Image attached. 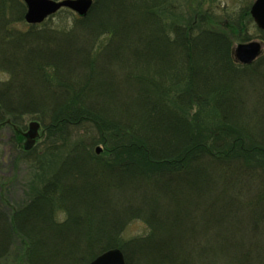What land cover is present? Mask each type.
<instances>
[{"label": "trees", "instance_id": "1", "mask_svg": "<svg viewBox=\"0 0 264 264\" xmlns=\"http://www.w3.org/2000/svg\"><path fill=\"white\" fill-rule=\"evenodd\" d=\"M181 1L93 0L22 29L25 4L0 0V125L34 115L65 151L27 204L0 206V264L110 248L127 264H264V51L238 62L204 0ZM132 220L147 230L123 239Z\"/></svg>", "mask_w": 264, "mask_h": 264}, {"label": "rangeland", "instance_id": "2", "mask_svg": "<svg viewBox=\"0 0 264 264\" xmlns=\"http://www.w3.org/2000/svg\"><path fill=\"white\" fill-rule=\"evenodd\" d=\"M173 1L176 3L183 2L181 0ZM253 1L204 0L202 6L197 11L206 16L208 26L228 34L234 48L236 44L241 42L262 41L259 37L258 28L249 14ZM68 10L67 8H61L43 21L51 18L53 25L64 24L71 20L73 16ZM184 17H186L185 13ZM25 25H28V23L16 24L18 28L22 29L27 28ZM102 38L104 37L100 39ZM263 51L264 42L262 44ZM6 77V74L0 72V79ZM35 118L34 115L24 114L17 117L15 122L11 123L9 119L5 118L3 120L5 122L0 125V197L5 200L0 205L2 209L9 206L16 208L27 204L37 194V190L42 187L43 183L49 180L57 171L64 158L65 151L60 146L58 147V144L53 146L54 144L49 143L46 131L40 125L36 141L33 145L35 146L33 153L29 156L23 155L19 143L20 140H18L13 129H16L15 126H17L20 129L19 135L22 136L21 132L27 131L28 123L32 120L37 121ZM207 119L212 121L210 117ZM208 124V121H204L203 118L197 125L202 129L205 125L208 126ZM85 147L96 155L104 154L103 145L100 143H87ZM96 147L100 148L98 152L96 151ZM53 211L57 220L61 221L64 219L65 215L61 208L58 207V204L55 203ZM146 230V225L141 220H132L125 225L122 238L128 239L131 236L142 234Z\"/></svg>", "mask_w": 264, "mask_h": 264}, {"label": "water", "instance_id": "3", "mask_svg": "<svg viewBox=\"0 0 264 264\" xmlns=\"http://www.w3.org/2000/svg\"><path fill=\"white\" fill-rule=\"evenodd\" d=\"M26 6L24 20L29 24L42 22L45 18L55 13L61 8H68L78 15H85L89 10L92 0H22ZM249 13L255 25L259 29H264V0H254L250 6ZM262 43L260 41L241 42L233 48L236 60L243 64H249L255 60L261 52ZM39 123L30 121L28 129L21 132L24 138L22 147L30 150L37 138ZM100 150L96 147V151ZM87 264H126L122 252L117 248L107 249Z\"/></svg>", "mask_w": 264, "mask_h": 264}]
</instances>
